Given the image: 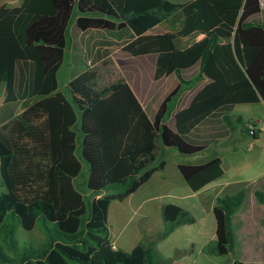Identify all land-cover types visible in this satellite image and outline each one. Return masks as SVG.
I'll return each instance as SVG.
<instances>
[{"label":"trees","instance_id":"obj_1","mask_svg":"<svg viewBox=\"0 0 264 264\" xmlns=\"http://www.w3.org/2000/svg\"><path fill=\"white\" fill-rule=\"evenodd\" d=\"M261 1L23 0L20 6H0V85H6L0 123L8 121L0 126V239L7 250L0 248V264H161L152 244L141 242L132 251L114 247L111 200L133 188V157L154 150V131L167 147L193 155L206 148L195 136L199 125L213 124L221 135L247 127L232 111L238 104L264 102V43L253 34L264 29ZM75 5L82 13L76 21L81 31L130 28L140 36L181 10L185 23L179 34L205 35L157 58L156 80L172 73L181 84L197 73L206 79L174 114L172 126L163 120L178 90L166 97L154 121L128 82L105 88L83 110L59 90ZM20 108L24 111L15 116ZM82 161L89 171L85 191L76 184ZM179 169L194 191L224 174L220 158ZM256 195L264 203V193ZM245 199L244 189L217 198V240L207 253L233 251V216ZM163 217L167 228L160 237L195 221L174 203L164 206ZM37 225L44 242L20 245L18 227Z\"/></svg>","mask_w":264,"mask_h":264},{"label":"crops","instance_id":"obj_2","mask_svg":"<svg viewBox=\"0 0 264 264\" xmlns=\"http://www.w3.org/2000/svg\"><path fill=\"white\" fill-rule=\"evenodd\" d=\"M172 1L188 3L194 0ZM22 2L23 0H7L0 6L16 7ZM80 15L82 13L75 5L66 30V58L69 51L82 53L84 61L79 67H83L92 62V59L85 61L84 55L88 48H93L97 53L94 56V65L99 68L97 74H100L102 65L107 62L111 64L118 53L119 61L123 60L124 64L133 70L125 74L124 82L130 84L152 121L156 119L166 97L178 90L169 102L163 120V124L172 126L174 114L187 105L206 79L197 73L188 84H181L178 76L172 73L156 80L157 58L159 53L164 51L185 50L202 40L205 35L197 31L187 36L179 34L185 23V14L181 10L140 36L135 35L130 28L81 31L76 26ZM259 19L264 21V5H261ZM253 34L264 43V29L262 35ZM120 53H124V56ZM80 74L82 72L74 75L72 72L64 85H71L72 97L80 110H83L99 99H94V93L100 90L89 88L86 94H80L79 87L89 86L88 77L81 78ZM59 90L66 93L60 82ZM23 111L24 109L20 112L18 110L15 116ZM232 116L235 120L241 119L247 127L244 128L240 124L229 134L221 135L219 127L213 124L199 125L195 136L201 143L206 144V148L193 155L183 154L175 147H167L161 134L154 131V150L150 154L133 157V188L126 194L116 195L110 203V239L116 249L132 251L139 243L146 242L153 245L161 264H233L239 257L241 261L250 264V258L243 257L242 251L237 252L238 258H231L229 255L232 251L226 255L225 261L221 255L207 253V247L215 244L217 240V222L214 215L217 198L242 189L246 191L247 198V190L264 184V102L238 104L234 107ZM7 122L0 123V126ZM250 125L255 126V134L251 133ZM214 158L222 159L224 174L200 190L194 191L181 173L180 164L200 165ZM88 173L87 170V178ZM168 203L179 205L193 216L195 221L181 224L166 236L160 237L167 228L163 208ZM236 214L233 216L235 234L238 230L235 224Z\"/></svg>","mask_w":264,"mask_h":264},{"label":"rangeland","instance_id":"obj_3","mask_svg":"<svg viewBox=\"0 0 264 264\" xmlns=\"http://www.w3.org/2000/svg\"><path fill=\"white\" fill-rule=\"evenodd\" d=\"M5 1L7 0H0V4ZM96 54L97 53L93 51V48H88L84 58L85 61L92 59V62L83 65V67H79L82 66V61H84L82 60L83 54L69 51L63 69L59 73L60 85L67 94L72 95L73 93L70 87L71 85H64L69 80L72 72L73 75L82 72L79 76L81 78L88 77L87 82H89V86L84 85V88L79 87L80 94H86V90L89 88H92L93 90L97 89V91L100 90V92L94 93V95H96L94 97L95 99L105 88H112L120 85L124 82L125 74H129L133 71L127 64H124L123 60L121 62L119 61L117 58L119 55L116 53L112 63H104L101 67L100 74H97L99 68L94 65V56ZM120 54L124 56V53ZM4 86V84L0 86V108L4 105L6 98V87ZM21 109L22 108L19 109V112ZM24 140L28 141L26 138L22 139V141ZM81 150L82 140L80 139L79 153ZM83 164L84 169L76 180V184L82 191H85L87 186L88 166L85 162H83ZM257 187H259V189H257ZM257 187L247 190L246 202L242 205V210L235 216V224L238 228L236 232V249H234L229 255L231 258H238L239 253L237 252L242 251L244 254L243 257L246 256L247 258H250L248 259L250 264H264V203L261 202L256 195L257 191L264 193V184H259ZM44 239L45 234L38 225L33 230H26L22 226H19L17 229V240L20 245L40 246L44 242ZM0 248L7 252L5 244L1 239ZM225 257L226 256H223L222 260L225 261ZM238 259L240 260L241 257Z\"/></svg>","mask_w":264,"mask_h":264},{"label":"built area","instance_id":"obj_4","mask_svg":"<svg viewBox=\"0 0 264 264\" xmlns=\"http://www.w3.org/2000/svg\"><path fill=\"white\" fill-rule=\"evenodd\" d=\"M261 5H264V0L261 1ZM250 128H251V133L255 134V126L250 125Z\"/></svg>","mask_w":264,"mask_h":264}]
</instances>
